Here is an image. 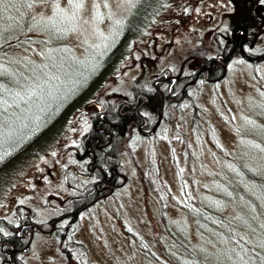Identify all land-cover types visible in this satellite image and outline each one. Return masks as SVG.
<instances>
[{"label":"rangeland","instance_id":"obj_1","mask_svg":"<svg viewBox=\"0 0 264 264\" xmlns=\"http://www.w3.org/2000/svg\"><path fill=\"white\" fill-rule=\"evenodd\" d=\"M135 1L37 4L30 11L33 30L25 46L0 67L2 78L25 93L23 104L9 116L11 123L42 118L56 105L78 102L64 128L0 193V237L28 221L29 240L16 256L22 264H160L145 259L124 232H135L160 248L170 242L164 239L153 189L164 193L171 226L185 231L191 244L206 246L207 256H202L211 264H240V259L226 241L219 244L216 234L206 232V245L198 238L200 225L185 214V206L198 205L200 193L228 203L223 214L233 213L264 254V184L252 185L251 207L231 194L245 180L239 166L264 183V61L252 65L240 56L216 84L203 79L194 83L189 99L172 110L166 131L151 128L140 136L132 131L118 152L124 184L70 217L72 202L91 182L77 179L68 168L84 173L77 156L96 111L128 100L135 87L154 84L160 75L180 76L183 63L186 72L193 70L189 54L218 56L240 36L247 53H264L262 0H164L125 58L92 95L83 96ZM241 13L249 18L248 32L235 35L231 27ZM11 123L3 126L7 133L14 132Z\"/></svg>","mask_w":264,"mask_h":264},{"label":"trees","instance_id":"obj_2","mask_svg":"<svg viewBox=\"0 0 264 264\" xmlns=\"http://www.w3.org/2000/svg\"><path fill=\"white\" fill-rule=\"evenodd\" d=\"M59 1L62 0H0V67L8 66L10 53L14 51L18 53L25 46L24 42L29 38L28 32L33 30L31 28L33 21L30 18L31 9L37 4ZM163 2L164 0L135 1L122 22L117 38L114 37L113 43L103 54L95 77L88 86L86 84L83 96L92 95L102 85L112 69L125 58V54L132 43L147 29L150 22L158 14ZM248 21L249 18L246 13L239 14L231 27L232 31L240 30L247 33ZM238 40L243 50L241 54L238 49L233 51L234 39L218 56L204 57L193 53L186 57V60H190L191 57L192 60L197 58V63L199 61L201 67H204L208 72L207 79L204 72L197 79L198 72L201 70L200 65L193 66V70L186 72L187 65L184 64L180 76L160 75L153 81L154 84L135 87L132 92L133 96L128 100L115 106L109 104L104 109L96 111L91 118V126L88 131L94 137L91 149L95 154V165H97L98 170L96 171H101L98 176L102 178L104 174H109L111 167L119 168L120 144L132 131L135 130L138 134L137 128L144 124L140 118L147 121V131L154 129L156 132L163 133L172 125V110L176 111L182 103L189 99V90L198 80L203 79L205 82L214 80L210 83L216 84L223 78L225 67L235 56H240L252 65L264 61V53L249 54L243 48L242 36ZM248 59L256 60V62L248 61ZM13 85V83L3 79L0 72V193L5 191L16 172L24 168L31 159L47 147L68 123L72 112L78 107V102L73 99L70 103L64 105L62 103L58 107L56 105L42 118L31 117L25 123L16 120L11 123L9 116L15 113L14 110H17L19 105L23 104V97L25 96V93L16 90ZM137 95H140L139 102L143 105L138 107L136 113L133 112V117L130 119L128 111L134 106ZM145 98L147 100L143 103ZM195 110L193 111L194 117ZM8 123L12 124L14 132L7 133L3 130V126L5 124L8 126ZM110 136L112 139L109 145L102 150L95 148L97 142H99L98 144L107 143ZM138 136L140 135L138 134ZM239 168L240 174L245 180L240 185L233 187L231 194L240 196L251 207L255 195L251 189L252 185L256 186L257 184L260 187L264 183L249 170L240 166ZM221 181L223 186L227 184L224 177ZM148 185L150 186V181ZM151 192L153 197L157 199V203L160 202L159 217L166 236L164 239H168L170 242L160 248L159 244H150L135 232L124 230L127 238L133 239L141 255L151 262L154 260L161 261L160 264H211L210 260L202 256V252L205 254L206 246L191 244L185 231L176 230L169 223L168 212L164 208L166 199L162 190L153 189ZM201 194L200 200L197 199L198 205L187 203L185 206V214L200 225L201 233L200 230L197 231L198 238L204 241L206 245V232H212L218 236L219 244L220 241L223 243L226 241L229 246L227 248L234 249L238 259L241 260H238L240 264L241 262L244 264H263L264 254L253 244V241L246 237L244 229L232 218L233 213L230 217L223 214L228 203L222 201L220 197L209 199V197H202ZM86 197V195L78 197L72 202V209L70 210L73 211V214L70 217L84 210L83 207L91 202L88 200L85 202ZM179 209L182 211L180 207ZM62 216L56 217L54 221L57 223ZM25 222L28 221H23L20 227L13 228L7 235L0 237V260L2 264H22L16 256L29 240ZM36 225L39 229L41 226L43 227V224ZM39 229L37 228V230ZM79 264L89 263L81 260Z\"/></svg>","mask_w":264,"mask_h":264},{"label":"flooded vegetation","instance_id":"obj_3","mask_svg":"<svg viewBox=\"0 0 264 264\" xmlns=\"http://www.w3.org/2000/svg\"><path fill=\"white\" fill-rule=\"evenodd\" d=\"M240 34L241 31L237 30L234 32L235 35ZM241 54L243 52L242 46L239 43V40L236 39L233 44V51L237 50ZM192 58V57H191ZM194 65L201 67V63H197L195 59H193ZM205 73V78L208 77V72L204 67H201V70L198 72V77L201 73ZM208 81H214V80H208ZM140 95L136 96L135 104L131 109L128 111L130 114V119L133 117V112L136 113L138 111V107H142V103L139 102ZM146 98L143 100V103L146 102ZM144 121V124L137 128V132L139 135H145L144 132H150L147 131V121L144 118H140ZM143 129V130H142ZM89 131L86 133L84 139H82L81 146H80V153L79 156H77V160L79 161V164H82L84 166V173L80 174L76 171V169L73 166H70L68 170H70L73 175L78 179L82 181H89L91 182L83 191L80 192V197L86 195L85 202L91 201L88 204H86L83 208H87L92 203L102 199L107 194H112L114 192V189L120 187L124 184L126 177L120 174V169L117 167H111L109 170V174H104L102 178H100L99 172H97V165H95V154L91 149V143L94 140V137L89 135ZM150 134V133H149ZM148 135V134H147ZM112 136H110L109 141L105 144H98L96 143L95 148L98 150H102L105 146L109 145L111 143ZM97 170V171H96ZM107 172V171H106ZM79 196V195H78ZM75 201V200H74ZM73 214V213H72Z\"/></svg>","mask_w":264,"mask_h":264},{"label":"water","instance_id":"obj_4","mask_svg":"<svg viewBox=\"0 0 264 264\" xmlns=\"http://www.w3.org/2000/svg\"><path fill=\"white\" fill-rule=\"evenodd\" d=\"M248 61H251V62H256V60H249V59H248ZM222 76H223V75H222Z\"/></svg>","mask_w":264,"mask_h":264},{"label":"snow or ice","instance_id":"obj_5","mask_svg":"<svg viewBox=\"0 0 264 264\" xmlns=\"http://www.w3.org/2000/svg\"><path fill=\"white\" fill-rule=\"evenodd\" d=\"M262 2H264V0H262Z\"/></svg>","mask_w":264,"mask_h":264}]
</instances>
